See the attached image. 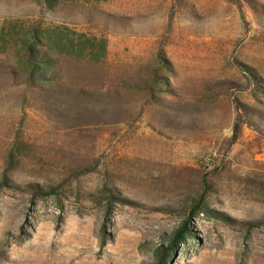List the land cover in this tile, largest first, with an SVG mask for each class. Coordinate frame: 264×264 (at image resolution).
Returning a JSON list of instances; mask_svg holds the SVG:
<instances>
[{
  "label": "rangeland",
  "instance_id": "1",
  "mask_svg": "<svg viewBox=\"0 0 264 264\" xmlns=\"http://www.w3.org/2000/svg\"><path fill=\"white\" fill-rule=\"evenodd\" d=\"M52 1L0 0V264H264V0Z\"/></svg>",
  "mask_w": 264,
  "mask_h": 264
},
{
  "label": "trees",
  "instance_id": "2",
  "mask_svg": "<svg viewBox=\"0 0 264 264\" xmlns=\"http://www.w3.org/2000/svg\"><path fill=\"white\" fill-rule=\"evenodd\" d=\"M49 5L53 2L52 0H45ZM83 37L82 35H79V38ZM101 57L105 55V42L101 41ZM24 47H27L28 53L32 54V46H29L27 44L24 45ZM96 56L92 55V58H95ZM188 235L186 223L184 222L179 229L172 235L171 239L168 242V245L165 249L159 248L156 250V256L159 258L160 264H170L171 255L174 251V249L179 245L182 244L186 237Z\"/></svg>",
  "mask_w": 264,
  "mask_h": 264
},
{
  "label": "built area",
  "instance_id": "3",
  "mask_svg": "<svg viewBox=\"0 0 264 264\" xmlns=\"http://www.w3.org/2000/svg\"><path fill=\"white\" fill-rule=\"evenodd\" d=\"M209 162H210V160H208ZM208 161L206 162V164L205 165H208Z\"/></svg>",
  "mask_w": 264,
  "mask_h": 264
}]
</instances>
